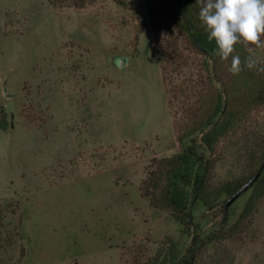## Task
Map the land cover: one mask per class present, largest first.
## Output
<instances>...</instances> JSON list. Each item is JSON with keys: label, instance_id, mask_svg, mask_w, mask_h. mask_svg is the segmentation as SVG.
Wrapping results in <instances>:
<instances>
[{"label": "rangeland", "instance_id": "rangeland-1", "mask_svg": "<svg viewBox=\"0 0 264 264\" xmlns=\"http://www.w3.org/2000/svg\"><path fill=\"white\" fill-rule=\"evenodd\" d=\"M172 3L152 0L151 29L145 0H0V264H264V196L242 218L250 189L227 208L215 194L260 165L264 105L198 147L211 207L190 231L159 203L221 89Z\"/></svg>", "mask_w": 264, "mask_h": 264}, {"label": "trees", "instance_id": "trees-1", "mask_svg": "<svg viewBox=\"0 0 264 264\" xmlns=\"http://www.w3.org/2000/svg\"><path fill=\"white\" fill-rule=\"evenodd\" d=\"M145 5L152 29V0H145ZM172 10L177 19L178 28L185 35L187 43L204 58L203 64L207 71L209 66L212 67L213 79L221 84L220 91L216 93L211 103L206 104L203 109L195 114L192 128L179 141L178 153L165 161L166 169L163 167L162 172H159L160 174L155 179L156 184L165 180L163 190L158 198L159 203L171 211V215L180 223L183 230L190 231V226H193V206L197 202H201L203 207L208 210L211 207L209 194L203 190L202 181L205 178L208 163L204 159L203 153L213 152L219 138L227 134L249 112L264 105V71H258L259 68H264V62H257L256 68L247 69L244 61L250 55L248 47L238 43L235 45L233 55L240 56L243 70L237 75L231 74L228 71L231 56L225 61L215 54V43L214 41L209 42L205 28L198 18L200 5L196 3V0H173ZM224 72H227L229 78L226 83L222 79ZM221 73L222 75H220ZM2 124H0V129ZM194 135H201L199 144L192 137ZM187 138L188 142L181 146L182 140ZM198 147L203 148L204 152L198 153ZM263 162L264 152L257 169L253 170L255 166L249 169L251 176L262 167ZM197 167V175L194 176L193 169ZM249 178L227 182L221 185L215 194L225 196L228 199ZM190 185H192V189L189 193L187 188ZM249 189L251 190L250 195L245 201L240 215L242 218L247 216L256 202L264 196V166L260 177Z\"/></svg>", "mask_w": 264, "mask_h": 264}, {"label": "clouds", "instance_id": "clouds-1", "mask_svg": "<svg viewBox=\"0 0 264 264\" xmlns=\"http://www.w3.org/2000/svg\"><path fill=\"white\" fill-rule=\"evenodd\" d=\"M196 3L200 5L198 18L207 39L215 43V54L225 61L231 56L228 71L237 75L243 70L240 56L233 55L238 43L248 47L250 53L245 67L256 68L257 61L251 53L254 48H264V0H196Z\"/></svg>", "mask_w": 264, "mask_h": 264}, {"label": "water", "instance_id": "water-1", "mask_svg": "<svg viewBox=\"0 0 264 264\" xmlns=\"http://www.w3.org/2000/svg\"><path fill=\"white\" fill-rule=\"evenodd\" d=\"M125 59L117 58L116 64L117 67H122ZM264 166V162L262 163V167L258 169V171L245 183L243 184L237 191H235L226 201L225 208H227L231 203H233L239 196H241L244 192H246L260 177L261 170Z\"/></svg>", "mask_w": 264, "mask_h": 264}]
</instances>
